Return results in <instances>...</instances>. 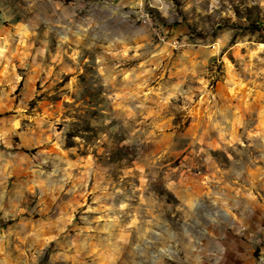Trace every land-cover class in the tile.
<instances>
[{
  "label": "rangeland",
  "instance_id": "374dc122",
  "mask_svg": "<svg viewBox=\"0 0 264 264\" xmlns=\"http://www.w3.org/2000/svg\"><path fill=\"white\" fill-rule=\"evenodd\" d=\"M0 264H264V0H0Z\"/></svg>",
  "mask_w": 264,
  "mask_h": 264
}]
</instances>
